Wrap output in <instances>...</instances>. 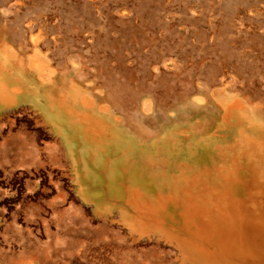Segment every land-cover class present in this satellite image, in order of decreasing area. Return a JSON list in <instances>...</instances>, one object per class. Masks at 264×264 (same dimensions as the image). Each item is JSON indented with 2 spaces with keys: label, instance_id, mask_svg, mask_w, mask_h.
<instances>
[{
  "label": "bare ground",
  "instance_id": "bare-ground-1",
  "mask_svg": "<svg viewBox=\"0 0 264 264\" xmlns=\"http://www.w3.org/2000/svg\"><path fill=\"white\" fill-rule=\"evenodd\" d=\"M69 1L88 15L100 0ZM217 6L214 22L201 2L187 6L182 21L208 25L184 30L191 47L143 46L134 63L120 44L123 23L134 34L128 9L98 10L86 26L44 0H0V130L33 116L59 148L49 161L69 162L81 205H65L57 180V225L124 229L140 245L135 264L158 263L165 247L174 264H264V0ZM73 28L77 48L65 46ZM195 35L205 53L192 59Z\"/></svg>",
  "mask_w": 264,
  "mask_h": 264
},
{
  "label": "rangeland",
  "instance_id": "rangeland-1",
  "mask_svg": "<svg viewBox=\"0 0 264 264\" xmlns=\"http://www.w3.org/2000/svg\"><path fill=\"white\" fill-rule=\"evenodd\" d=\"M218 1L220 5L224 2ZM195 2H201L206 10L216 11L213 22L219 20L220 9L218 10L217 0H100L96 5L98 9L92 7L88 15L85 7L69 0H44V7L57 12L64 21L74 24L85 21L86 26H91L95 19L100 17L98 10L107 11L110 6L130 10L137 19L130 24L134 34L130 35L131 32L129 33L126 27L127 22L121 23L123 33L120 44L123 53L127 54L126 58L133 59L135 63L140 56L145 58L140 50L143 46L151 49L147 54L176 50L179 47L189 48L192 42L185 39L184 30L191 28L199 30L201 34L207 32L208 25L203 20L193 24L182 21L187 6ZM101 16H104V13ZM69 35L71 40L65 46L72 45L77 48L81 45L77 40L79 38L77 28L69 31ZM198 36L200 35L193 37V41L199 45H196L197 50L193 52L192 59H197L200 54L205 53L204 48H201L203 41ZM209 56L208 53L204 58ZM131 68L133 71L131 77L135 83V75L139 70L135 68V64ZM117 75L121 80L127 79L123 70ZM23 122L28 128H34L31 118L25 117ZM60 162L62 166L57 163L50 164L49 168L52 170L50 182L47 176L43 181H39L33 173L20 170L7 161H0V264H115L114 255L116 253L120 255L118 251L128 254L125 256L127 258H130L131 253L135 254V251L141 253V250L136 249L140 245H135V241L130 242L131 238L126 237L124 229L109 227L107 223L104 225L91 223L90 227H79L80 231L76 226L74 229L77 231H71V234L65 232L64 236L58 238L52 212L55 194L52 180L61 179L64 183L68 192L66 206L72 205L74 209L81 205L73 194L74 190L69 188L71 183L65 174L69 162L65 159ZM87 211L85 212L89 215ZM89 218L96 222L92 215ZM115 236L129 243L122 248V245L111 240ZM167 248L165 247V251L159 249L157 255L160 260L156 264H164L163 261L166 260L167 264H174V260L172 263L168 262L166 257L173 253V258L174 252L169 253Z\"/></svg>",
  "mask_w": 264,
  "mask_h": 264
},
{
  "label": "crops",
  "instance_id": "crops-1",
  "mask_svg": "<svg viewBox=\"0 0 264 264\" xmlns=\"http://www.w3.org/2000/svg\"><path fill=\"white\" fill-rule=\"evenodd\" d=\"M31 118L33 120L34 128H28L23 121L24 118ZM16 127L11 128L9 131L8 125L3 127L0 130V161H7L13 166L20 168L27 173H33L39 181H43V179L47 176L49 181L51 182V174L52 170L49 168L50 164L54 163L53 161H49L45 153H51L58 155L59 148H52L49 144L53 143V140L50 139V134L46 129V126L39 120L35 119L33 116L21 115L17 117ZM8 132L9 135L6 136ZM6 136V137H3ZM52 156V155H51ZM56 163V162H55ZM59 179L52 180V184L55 188L56 192V181ZM60 204L53 203L52 212L54 216V210L59 208ZM87 220L90 218L86 214L83 213ZM85 219V218H83ZM85 219V220H86ZM55 221V220H54ZM56 224V222H55ZM57 231L60 235L61 232L65 229L66 233L71 234V231H80V229L76 226L67 225L66 228L57 225ZM88 226H92L91 223H88ZM76 228L77 230H75ZM84 241H89L84 239ZM120 255L117 253L114 255L115 264H124L133 263L135 264V254L131 253V260L125 256L128 254H123L121 251H118ZM135 253V252H134Z\"/></svg>",
  "mask_w": 264,
  "mask_h": 264
}]
</instances>
